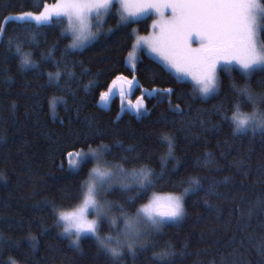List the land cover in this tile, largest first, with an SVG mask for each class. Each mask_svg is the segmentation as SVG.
I'll list each match as a JSON object with an SVG mask.
<instances>
[{
    "label": "trees",
    "instance_id": "1",
    "mask_svg": "<svg viewBox=\"0 0 264 264\" xmlns=\"http://www.w3.org/2000/svg\"><path fill=\"white\" fill-rule=\"evenodd\" d=\"M55 1L0 0V24L9 15L38 13ZM115 11L103 22L99 39L81 50L69 49L72 54L66 62L61 61V52L70 45V36H61L65 20L59 26L31 21L36 43H29L25 32L23 51L39 65L35 70L22 68L8 45L10 38L21 35L20 22H9L0 37V264H116L90 238L82 237L75 250L61 235L52 211L54 205L71 210L82 200L83 194L79 201L73 197L94 162L74 176L66 156L68 151H86L89 145L93 149L107 145L111 151L104 159L126 170L145 165L160 174L165 158L164 177L149 195L152 191L182 194L189 177L202 186L184 197L181 219L166 224L152 237L154 244L135 256L125 249L118 264H161L154 252L164 250L166 243L174 253L168 264H264V136L259 132L233 136L216 111V106L230 109L237 102L230 85L233 80L245 83L238 68L232 67L231 76L221 71L218 95L193 99V85L150 56L143 54L132 66L126 63L133 32L148 33L152 16L128 21L104 36L116 24ZM260 40L264 42V31ZM49 49L58 64L41 59ZM58 68L62 78L58 84L50 82L48 73ZM69 71L74 75L69 77ZM117 76L134 81L131 97H143L144 112L136 115L125 109L119 95L101 105L100 93ZM247 79L253 92H264V73ZM90 81L96 83L89 86ZM164 89L173 91L163 94ZM61 97L62 101L54 100ZM53 100L54 110L49 106ZM240 102L241 111H252L247 100L240 98ZM177 105L183 116L172 111ZM162 133L173 139L171 156L160 139ZM210 184L215 193L207 191ZM133 195L134 188L122 191L120 187L104 193L103 201L113 203L110 218L117 225L110 228L105 221L101 235L115 238L122 231L125 221L116 205H124L132 214L147 202L146 197L129 206L125 202Z\"/></svg>",
    "mask_w": 264,
    "mask_h": 264
},
{
    "label": "snow or ice",
    "instance_id": "2",
    "mask_svg": "<svg viewBox=\"0 0 264 264\" xmlns=\"http://www.w3.org/2000/svg\"><path fill=\"white\" fill-rule=\"evenodd\" d=\"M113 9L116 10L114 14L118 19L114 27L103 32L104 36L127 25L129 18L135 19L149 11L153 13L156 19L151 25L152 35L137 36L134 47L145 48L178 76L190 78L195 85L193 99L197 96L209 98L218 95L222 84L221 71L228 72L231 76L232 66L235 65L239 70L237 74L245 83L241 85L235 80L232 81L230 88L236 94L237 102L230 109L223 104L216 106L217 114L231 128L233 136H243L249 132L253 135L259 132L264 136V108L261 107L264 105V92H253L247 79L256 72L264 73V42L258 39L264 29V0H60L51 9L45 6L39 14L22 12L5 17L4 23L0 24V37L5 34L9 22H20L21 35L15 39L10 38L8 45L10 49L14 48L22 68L35 70L39 65L33 62L31 53L25 54L23 51L25 32L28 33L27 41L34 44L35 25L59 26L63 24L60 18H67V27L61 32L62 37L66 32L72 36V43L61 52V61L66 62L67 57L72 54L69 49L81 50L88 42L99 39L103 30L101 24L95 21L105 22ZM53 16L56 17L55 20ZM41 59H52L53 64H58L52 56V49L47 54L42 53ZM62 75L59 68L55 73L49 72V81L58 84ZM73 75L71 71L68 72L69 77ZM125 79L122 76L115 77L108 90L100 93V100L106 103L110 97L116 95L123 99L124 87L121 84L117 88V82ZM95 83L90 81L89 86ZM128 85L131 93L134 81H128ZM172 91L164 89L163 94L170 95ZM240 98L251 104V112L241 111ZM55 99L63 100L62 97ZM54 100L49 102L53 110ZM142 100L143 97H140L134 106L130 105L138 115L143 107ZM172 111L177 116L184 115V110L178 105ZM228 111H231L230 116ZM160 139L167 143V154L173 155V139L163 133ZM110 151L107 145H101L97 149L89 145L87 151L81 148L67 152L68 170L74 176L81 175L91 161H95L98 166L88 171L87 179L81 181L73 197L79 201L83 194L82 203L71 210L54 205L52 211L57 224H63L61 235L67 236L75 250H79L81 238L87 237L95 241L98 251L118 264L125 249L135 256L137 251L146 250L154 244L152 237L160 234L166 224L181 219L184 216V197L189 193L195 194L202 186L198 179L189 177L188 187L184 188L181 195L159 194L155 191L149 195V191L156 188L164 177L165 158L161 159L160 174L145 165L128 173L122 166L113 165L104 159L105 154ZM129 175L130 183L126 182ZM117 182L122 191L134 188L135 195L129 196L125 202L129 206L146 197L147 202L132 214L125 210L124 205H116L125 221V228L114 238L100 234L105 221H109L110 228H115L117 220L110 218L113 203L107 200L101 202L99 197L102 192L112 191L113 184ZM207 191L210 194L215 193V188L210 184ZM90 209L96 217L94 220L88 219ZM29 239L35 240L34 237ZM170 249L171 245L166 243L164 250L154 252V259L161 264H168V258L174 255Z\"/></svg>",
    "mask_w": 264,
    "mask_h": 264
},
{
    "label": "rangeland",
    "instance_id": "3",
    "mask_svg": "<svg viewBox=\"0 0 264 264\" xmlns=\"http://www.w3.org/2000/svg\"><path fill=\"white\" fill-rule=\"evenodd\" d=\"M58 2H60V0H56L55 2L50 3V4H47V5H45V6H47L48 8L51 9V8H53V6L56 5ZM45 6L42 8L41 11L44 10ZM34 14H39V12H38V13H34ZM12 15H15V14H12ZM146 16H152V19H151V22H150V30H149L148 33H145V34H138V33H136L135 31L133 32V35H134V38H133V39H134V41H133V45H132V47H131V49H130V51H129L127 57H126V63H127L128 65H130V66L134 65V64L136 63V61H137V60H138L143 54H146V55L150 56L151 58H153V59H155L156 61H158L161 65H163V63L159 60V58H157L155 55L149 53L145 48H143V47H139V48L134 47L137 36H141V37H149V36L152 35V27H151V25H152L153 20L156 19V17L153 15V13H152L151 11H149L148 13H146V14L140 16V17H137V18H135V19H133V18H129V21H132V20H138V19L144 18V17H146ZM54 18H56V17L53 16V19H54ZM61 19H64V20H65V25H64V29H65V28L67 27V18H65V17H61ZM32 22H34V21H32ZM95 22H96V23H100L101 26H102V24H103V22H101V21H99V20H97V21H95ZM93 30H95V29H93ZM261 31H264V29H262ZM66 33H67V32H66ZM260 33H261V32H260ZM67 34L70 36V44H71V43H72V36H71L70 33H67ZM258 39L260 40V35H259ZM260 41H261V40H260ZM91 42H92V41L88 42V44L91 43ZM163 66H164V65H163ZM164 67H165V66H164ZM232 67H236V66L233 65ZM165 68H166V67H165ZM166 69H167L168 71L172 72L177 78L182 79V80H186V81L190 82V83L193 85V88L195 89V85H194V83L190 80V78L183 77V76H178V75H177L174 71H172L171 69H168V68H166ZM134 88H135V83H134V85L132 86L131 93H129V91H126V92H125V95H124V97H123V100H124V102H125V104H124V108L127 109V110H129V111H131V112H134L136 115H138L137 112H136V110H135V108H134V107H130V105L134 106V105L138 102V98L133 100L132 97H131V94H132ZM112 97H113V96H112ZM112 97H110L109 100H108L106 103H105V102H102V101L100 100L101 105H102V106H107V105L109 104V102H110V100H111ZM139 98H140V97H139ZM141 102L143 103V107H142L141 110H140V114H141L142 112L145 111V105H144L143 100H142ZM84 151H85V150H84ZM86 151H87V150H86ZM93 162H94L93 167L98 166L97 163H96L95 161H93ZM113 165H114V164H113ZM67 166H68V163H67ZM100 166L102 167L103 165H100ZM93 167H92V168H93ZM131 171H132V170H127L128 173H131ZM126 182H129V183L131 182V176H130V175L128 176ZM112 187H120V186H119V183L117 182V183H114ZM104 193H105V192H102L101 195H100V197H99V199H100L101 202H103V200H104V199H103ZM159 194H165V193H159ZM174 195H181V194H174ZM82 199H83V198H82ZM80 203H82V200L80 201ZM80 203H79V204H80ZM79 204H78V205H79ZM78 205H77V206H78ZM88 219H89V220H94V219H96L95 215L92 214L91 209L89 210ZM60 227H61V229H62V231H63V224H62V223H60ZM124 228H125V224H124L122 230H124Z\"/></svg>",
    "mask_w": 264,
    "mask_h": 264
},
{
    "label": "water",
    "instance_id": "4",
    "mask_svg": "<svg viewBox=\"0 0 264 264\" xmlns=\"http://www.w3.org/2000/svg\"><path fill=\"white\" fill-rule=\"evenodd\" d=\"M121 84H122L123 87H124V91H126V90L129 89V85H128V82H127V81H125V80H123V81H118V82H117V88H119Z\"/></svg>",
    "mask_w": 264,
    "mask_h": 264
},
{
    "label": "flooded vegetation",
    "instance_id": "5",
    "mask_svg": "<svg viewBox=\"0 0 264 264\" xmlns=\"http://www.w3.org/2000/svg\"><path fill=\"white\" fill-rule=\"evenodd\" d=\"M127 91V90H126ZM128 91H129V89H128Z\"/></svg>",
    "mask_w": 264,
    "mask_h": 264
}]
</instances>
